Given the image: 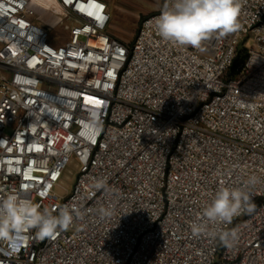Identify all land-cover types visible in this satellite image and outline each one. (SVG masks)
<instances>
[{
  "label": "built area",
  "instance_id": "2783aa9c",
  "mask_svg": "<svg viewBox=\"0 0 264 264\" xmlns=\"http://www.w3.org/2000/svg\"><path fill=\"white\" fill-rule=\"evenodd\" d=\"M55 1L62 15L0 0V198L80 215L54 239L0 240V264H264V0H241L240 28L202 51L158 35L161 8L124 43L105 0ZM220 186L255 205L210 225L235 228L233 247L191 230Z\"/></svg>",
  "mask_w": 264,
  "mask_h": 264
},
{
  "label": "clouds",
  "instance_id": "9594fccd",
  "mask_svg": "<svg viewBox=\"0 0 264 264\" xmlns=\"http://www.w3.org/2000/svg\"><path fill=\"white\" fill-rule=\"evenodd\" d=\"M241 0H165L161 13L155 18L158 35L175 45L203 50L202 43L213 34L223 37L240 28ZM255 176L246 182L253 185ZM98 187H103L102 184ZM30 200H22L16 194L0 198V240L11 242L16 235L35 229L40 240L54 239L59 231H66L80 215L79 210L65 205L54 215ZM255 210L251 193L243 188L220 186L214 198L202 211L199 223H193V235L207 234L218 239L225 247H233L238 241V231L233 228L212 231L210 225H231L233 219Z\"/></svg>",
  "mask_w": 264,
  "mask_h": 264
},
{
  "label": "rangeland",
  "instance_id": "374dc122",
  "mask_svg": "<svg viewBox=\"0 0 264 264\" xmlns=\"http://www.w3.org/2000/svg\"><path fill=\"white\" fill-rule=\"evenodd\" d=\"M115 8L111 14V21L108 27V33L117 37L124 43H128L132 40L133 36L137 32L141 21L149 14L155 13L164 4L165 0H113ZM69 20H65L50 33L59 36V41L65 40L67 37L68 27L70 25ZM70 172L67 176H63L59 182L61 194L70 192L73 188L74 180L77 174L76 162H73L69 166Z\"/></svg>",
  "mask_w": 264,
  "mask_h": 264
},
{
  "label": "bare ground",
  "instance_id": "6f19581e",
  "mask_svg": "<svg viewBox=\"0 0 264 264\" xmlns=\"http://www.w3.org/2000/svg\"><path fill=\"white\" fill-rule=\"evenodd\" d=\"M37 3H39L42 6H45L47 8H52L56 13L59 15H62L64 13V9L61 7V5L55 1V0H36ZM45 20L52 22L53 17H51L48 13L45 11H42L41 15Z\"/></svg>",
  "mask_w": 264,
  "mask_h": 264
},
{
  "label": "crops",
  "instance_id": "0c3cea01",
  "mask_svg": "<svg viewBox=\"0 0 264 264\" xmlns=\"http://www.w3.org/2000/svg\"><path fill=\"white\" fill-rule=\"evenodd\" d=\"M105 1L108 3L110 13L112 14V11L114 10V8H115L116 5H114L113 0H105ZM118 1H120V0H118ZM124 1H127V0H124Z\"/></svg>",
  "mask_w": 264,
  "mask_h": 264
}]
</instances>
